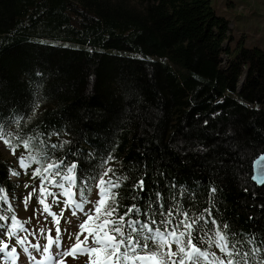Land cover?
I'll return each instance as SVG.
<instances>
[{"label":"trees","instance_id":"trees-1","mask_svg":"<svg viewBox=\"0 0 264 264\" xmlns=\"http://www.w3.org/2000/svg\"><path fill=\"white\" fill-rule=\"evenodd\" d=\"M231 22L213 0H0V138L82 202L106 176L120 254L167 263L173 233L185 263L222 243L264 264V48ZM14 173L0 157L2 228Z\"/></svg>","mask_w":264,"mask_h":264},{"label":"rangeland","instance_id":"rangeland-1","mask_svg":"<svg viewBox=\"0 0 264 264\" xmlns=\"http://www.w3.org/2000/svg\"><path fill=\"white\" fill-rule=\"evenodd\" d=\"M232 1V7L228 0H213V5L232 20L230 27L235 24L231 30L237 37L246 32L247 45L264 48V0ZM18 154L19 150L0 138V157L15 165L13 178L19 184L11 201L16 216L12 221L3 218L5 226H0V264H188L183 253L189 258L197 251L182 250L176 234H171L168 239L161 236L166 241L167 263L146 255L131 258L127 253L117 258L119 241L110 233V220L103 211L106 176L86 203L78 196L76 202L69 203L61 195L63 183L46 180L24 157L16 159ZM69 190L76 199L74 189ZM113 249L115 254L108 257L107 251ZM226 249L220 243L212 256L206 257V264H229Z\"/></svg>","mask_w":264,"mask_h":264},{"label":"water","instance_id":"water-1","mask_svg":"<svg viewBox=\"0 0 264 264\" xmlns=\"http://www.w3.org/2000/svg\"><path fill=\"white\" fill-rule=\"evenodd\" d=\"M252 179L257 185H264V153L258 156L253 162Z\"/></svg>","mask_w":264,"mask_h":264},{"label":"bare ground","instance_id":"bare-ground-1","mask_svg":"<svg viewBox=\"0 0 264 264\" xmlns=\"http://www.w3.org/2000/svg\"><path fill=\"white\" fill-rule=\"evenodd\" d=\"M76 247H78V245H76Z\"/></svg>","mask_w":264,"mask_h":264}]
</instances>
